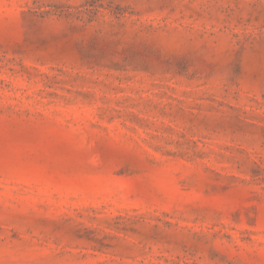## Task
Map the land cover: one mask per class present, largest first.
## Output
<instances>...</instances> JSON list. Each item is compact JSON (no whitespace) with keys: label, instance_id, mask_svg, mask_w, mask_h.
I'll return each mask as SVG.
<instances>
[{"label":"rangeland","instance_id":"1","mask_svg":"<svg viewBox=\"0 0 264 264\" xmlns=\"http://www.w3.org/2000/svg\"><path fill=\"white\" fill-rule=\"evenodd\" d=\"M0 264H264V0H0Z\"/></svg>","mask_w":264,"mask_h":264}]
</instances>
